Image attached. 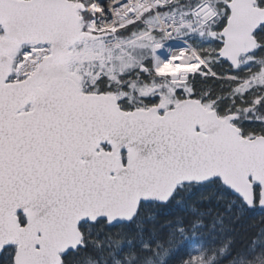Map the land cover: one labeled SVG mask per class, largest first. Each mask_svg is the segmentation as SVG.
Here are the masks:
<instances>
[{"label": "snow or ice", "instance_id": "6c2138e0", "mask_svg": "<svg viewBox=\"0 0 264 264\" xmlns=\"http://www.w3.org/2000/svg\"><path fill=\"white\" fill-rule=\"evenodd\" d=\"M0 264H264V0H0Z\"/></svg>", "mask_w": 264, "mask_h": 264}]
</instances>
